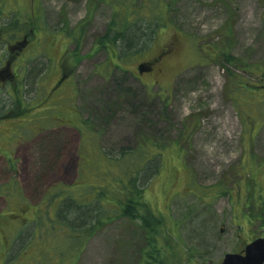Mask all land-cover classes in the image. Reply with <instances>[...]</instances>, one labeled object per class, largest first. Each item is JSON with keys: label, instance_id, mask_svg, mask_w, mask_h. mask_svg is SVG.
I'll return each instance as SVG.
<instances>
[{"label": "rangeland", "instance_id": "rangeland-1", "mask_svg": "<svg viewBox=\"0 0 264 264\" xmlns=\"http://www.w3.org/2000/svg\"><path fill=\"white\" fill-rule=\"evenodd\" d=\"M165 2L169 25L146 44L148 53L121 63L95 44L113 15L107 0L3 1L0 70L10 66L11 77L0 80V109L14 107L12 83L18 80L30 107L0 119V264H69L68 253L81 243L74 264H142L147 238L135 221L107 222L85 244L76 230L79 221L87 220L83 210L82 219L67 222L66 210L58 209L62 201L76 206V199L81 203L96 194L86 188L101 177L111 188L107 200H116L110 175L79 174L85 129L77 115L88 119L97 143L113 156L145 140L181 144L182 150L166 147L162 171L146 187L152 211L168 217L164 226L171 229L158 242L164 264H216L227 252H240L264 236V226L244 215L232 188L241 179L244 185L247 177H240L238 169L245 148L243 123L229 97L227 66L220 58L202 62L194 43L231 47L237 57L264 67V0ZM13 17L22 28L38 22L33 39L26 31L12 39L6 35ZM81 22L83 57L56 88L67 75L61 67L65 53L74 49L57 32L65 23L75 28ZM229 26L233 33L227 38ZM25 39L32 40L13 47ZM157 58L161 73H139V63ZM252 143L253 154L264 158V125ZM216 185L232 188L233 197L219 195ZM245 195L243 190L240 199Z\"/></svg>", "mask_w": 264, "mask_h": 264}, {"label": "trees", "instance_id": "trees-1", "mask_svg": "<svg viewBox=\"0 0 264 264\" xmlns=\"http://www.w3.org/2000/svg\"><path fill=\"white\" fill-rule=\"evenodd\" d=\"M3 1H0V13L2 12ZM107 2L113 7V15L107 23L106 32L96 39L95 44L100 49L104 48L108 53L115 54L121 63L126 62V59L138 57V54L148 53L151 46L146 44L155 39L154 36L159 28L166 27L171 22L169 5L166 4L165 0H143L141 4H139L138 0H107ZM14 18L6 28L9 30L6 35L12 39L26 31V36L33 39L35 30L40 28L38 22H30L26 24V28H22L13 21ZM41 19L43 24V18ZM42 26L44 27V25ZM44 28L46 29V27ZM84 32L85 22H81L75 28L65 23L64 27L57 32V34L63 33L64 37L74 45V49H69V52L65 53V61L62 62V69L67 74L64 75L65 77L71 72H76V65L83 57L81 45ZM49 33L52 34L51 32ZM232 33L233 31L229 26L226 37L230 38ZM24 43H27L26 39L13 47L18 48ZM194 43L196 49L198 46V53L202 62L220 58L227 66L226 76L229 79V97L233 101L234 107L237 109L240 120L243 123L242 143L245 148L238 169L240 177H247L244 185L241 179L232 185V188L235 187L237 190V200L241 201L240 207L244 211V215L249 217L252 224L260 222L264 226V181H262L264 179V158L257 157L251 151L252 142L264 125V67L256 63L250 64L244 58L237 57L231 52V47L227 48L225 45L221 47L218 44L204 46L199 41ZM70 59L74 62L69 64L68 60ZM116 65L120 66L121 64L114 63V67ZM231 66L248 76L237 72ZM5 68L7 67L2 68L0 71ZM2 77L3 79L11 77L8 69L2 73ZM12 85L14 95L10 94L15 99L14 107L6 111L5 109H0V119L10 118L15 116V114L22 115L30 107V104H25L24 88L21 87L20 81L18 80ZM77 117L76 122L78 121V124L82 122L81 128L85 129L83 133L85 143L82 146L83 152H81L83 161L79 174L82 176L91 175L95 178H98L100 174L108 177L110 175L114 183L112 190L116 200L113 204L107 200L106 192L111 188L110 185L104 183V179L101 177L95 183L91 182V185L86 188V192L93 190L97 191L96 194L88 195L87 198L82 197L81 203H78V199H76V206L65 205V201L68 200L62 201L58 209L66 210L65 218L67 222H71L75 217L82 219L80 213L83 210L84 217L87 220L84 222L79 221L80 223L76 230H78L80 237L83 234L85 244L107 222L122 217H127L132 222L135 221L142 228L144 237L147 238L146 248L142 255V264H164V261L160 258L158 242L163 235L171 234V229L164 226V222H168V217L155 214L152 211L147 198L146 187L150 184L154 175L156 176L162 171L160 169L163 167V155L166 147L177 145L182 150L181 144H179L178 140L169 143L168 146L145 140L146 143H140L141 146L123 149L118 156H113L97 143L93 127L88 119H81L78 115ZM90 140L96 141L92 147L86 144L90 143ZM153 147L156 150L150 154L149 148ZM97 155L98 158L95 161L94 157ZM9 163H14L11 157H9ZM78 181H75L71 187L77 186L76 183ZM214 187L219 191V195L229 193L233 197V189L228 188L227 185H216ZM7 188L9 193L6 196L10 195V188L12 187L8 186ZM243 190H245L246 195L244 199H240V194ZM68 213L74 216L69 219ZM150 220L153 221V224L149 222ZM83 226L84 231L82 232ZM83 246L84 243H81L77 247L71 248V252L68 254H70L72 260L69 264H74L73 261L76 257L78 258Z\"/></svg>", "mask_w": 264, "mask_h": 264}, {"label": "water", "instance_id": "water-1", "mask_svg": "<svg viewBox=\"0 0 264 264\" xmlns=\"http://www.w3.org/2000/svg\"><path fill=\"white\" fill-rule=\"evenodd\" d=\"M7 68L0 71L1 79ZM138 68L141 74L154 69L151 62L139 63ZM216 264H264V236L248 242L241 252H227L223 260Z\"/></svg>", "mask_w": 264, "mask_h": 264}, {"label": "flooded vegetation", "instance_id": "flooded-vegetation-1", "mask_svg": "<svg viewBox=\"0 0 264 264\" xmlns=\"http://www.w3.org/2000/svg\"><path fill=\"white\" fill-rule=\"evenodd\" d=\"M26 42H28L27 40H26ZM151 63H152V66H153V70H151L150 72H144V73H148V74H150V73H154V72H156L157 70H158V73L160 72L161 73V70H162V67L161 68H159V67H157V62H159V59H154V60H149ZM144 62H147V61H144ZM61 67H62V64H61ZM63 78H65L64 76H61L60 77V79H59V81L60 80H62ZM57 82V84H56V88L57 87H59V85H62L63 84V82H65L66 80H62L61 82ZM68 126L67 124H65L64 122H61V124H60V126ZM243 250V249H242Z\"/></svg>", "mask_w": 264, "mask_h": 264}]
</instances>
